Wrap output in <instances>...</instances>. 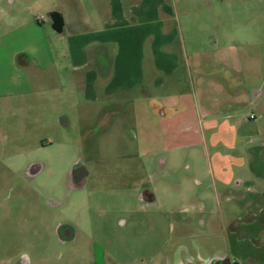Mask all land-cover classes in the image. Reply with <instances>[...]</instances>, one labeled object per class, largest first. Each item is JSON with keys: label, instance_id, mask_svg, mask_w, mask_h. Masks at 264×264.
<instances>
[{"label": "rangeland", "instance_id": "374dc122", "mask_svg": "<svg viewBox=\"0 0 264 264\" xmlns=\"http://www.w3.org/2000/svg\"><path fill=\"white\" fill-rule=\"evenodd\" d=\"M166 2L178 34L166 49L182 61L171 84L151 91L146 61L148 87L109 104L92 106L79 93L66 107L58 89L1 107L0 264L21 256L30 264H183L187 253L202 264L228 251L227 227L264 200V0ZM88 3L0 0V36L11 33V17L46 21L51 10L65 14L69 32ZM212 118L228 120L217 143L206 130ZM76 163L88 172L81 189L70 184ZM235 179L243 184L234 189ZM148 188L154 198L143 200ZM60 225L74 229L73 241L58 240ZM179 236L192 238L174 256Z\"/></svg>", "mask_w": 264, "mask_h": 264}, {"label": "crops", "instance_id": "0c3cea01", "mask_svg": "<svg viewBox=\"0 0 264 264\" xmlns=\"http://www.w3.org/2000/svg\"><path fill=\"white\" fill-rule=\"evenodd\" d=\"M12 2L9 0V4ZM87 6L83 19H75V28L65 33L64 28L68 29L71 24L60 10L55 12L61 16V26L51 18L29 19L16 25V17H11L7 25L4 23V27L12 26V31L0 36V109L3 106L11 110L14 97L34 92L45 100L58 89L67 96L65 100L60 98L66 107L72 105L71 96L79 93L92 106L109 104L116 96L147 86L146 61L151 91L177 80L182 61L176 52L166 49L177 46L178 39L175 28L167 25L171 6L166 0H89ZM9 12V9L3 11L6 15ZM213 44L217 46V40ZM159 101L156 103L169 111ZM58 120L65 128L71 125L67 115H60ZM227 121L217 122L213 118L208 121L206 130L211 134V142L220 133L219 128L228 126ZM156 165L160 169V164ZM221 168L220 173L226 174L227 169ZM221 183L227 180L221 179ZM241 184L243 181L235 179L232 187L235 189ZM145 191L154 198V191L150 188ZM226 191L227 194L222 193L226 199L235 196ZM181 207L189 208V205ZM236 221L238 225L230 224L225 233L228 251L208 256L202 264H264V200L245 208L233 222ZM70 231L73 241L76 233L72 228ZM191 238L178 237L180 243L174 256L185 251L182 243ZM189 256L187 253L183 264H195ZM173 260L171 264H181L174 257Z\"/></svg>", "mask_w": 264, "mask_h": 264}, {"label": "flooded vegetation", "instance_id": "af4514ba", "mask_svg": "<svg viewBox=\"0 0 264 264\" xmlns=\"http://www.w3.org/2000/svg\"><path fill=\"white\" fill-rule=\"evenodd\" d=\"M32 174V173H31ZM88 177V172L82 164L76 163L70 173V184L75 189H81L86 185ZM144 200H150L152 195L147 192L145 196H143ZM71 227L69 226H59L57 228L58 240L62 243L66 241H70L72 232L70 231ZM16 264H30L28 259L25 256H21Z\"/></svg>", "mask_w": 264, "mask_h": 264}, {"label": "trees", "instance_id": "16d2710c", "mask_svg": "<svg viewBox=\"0 0 264 264\" xmlns=\"http://www.w3.org/2000/svg\"><path fill=\"white\" fill-rule=\"evenodd\" d=\"M50 18L54 21V24L59 22L60 26H61L62 20H61V16L58 13H55V12L51 13ZM55 28H56V26H55ZM57 30H59V29H57Z\"/></svg>", "mask_w": 264, "mask_h": 264}]
</instances>
